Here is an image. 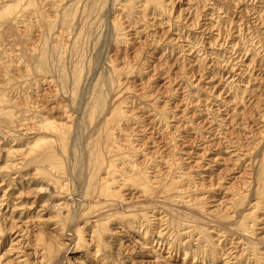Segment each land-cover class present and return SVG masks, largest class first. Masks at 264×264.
<instances>
[{"label":"rangeland","instance_id":"obj_1","mask_svg":"<svg viewBox=\"0 0 264 264\" xmlns=\"http://www.w3.org/2000/svg\"><path fill=\"white\" fill-rule=\"evenodd\" d=\"M154 2L134 0L131 10L121 3L104 13L86 45L75 94V36L59 25L64 2L35 0L58 22L48 44L62 45V87L56 74L36 67L46 37L34 2L0 0V18L13 10L0 19V264H49L48 246L69 245L52 208L65 196L37 175L39 162L30 157L46 124L95 134L101 120L90 124L86 117L95 84L108 95L107 110L120 105L124 114L114 138L126 151L122 170L137 178L120 189L135 216L113 220L106 244L85 228V242L68 262L264 264V192H257L264 167V0ZM112 81L120 94L111 93ZM167 199L172 207L161 203ZM186 204L203 228L181 221L192 214Z\"/></svg>","mask_w":264,"mask_h":264},{"label":"bare ground","instance_id":"obj_2","mask_svg":"<svg viewBox=\"0 0 264 264\" xmlns=\"http://www.w3.org/2000/svg\"><path fill=\"white\" fill-rule=\"evenodd\" d=\"M32 1L35 4L39 21L45 25L44 34L46 37L40 51L41 57L36 66L37 70L43 74L50 72L56 74L59 80L58 84L63 87L68 82V76H66L65 72L67 68L65 69L64 66L62 45L60 41L56 45L48 44L51 38V32L58 25V22L48 20L38 4L35 3V0ZM59 1L60 3L61 1L64 2L61 3L63 9L61 11L59 25L61 29L70 31L75 36V42H73L74 45L71 50L73 56L71 81L73 92L78 94L83 74L81 64H83L85 59L86 45L89 44L88 42L92 34L102 28L104 13L106 11L113 12L115 7L121 5V3L125 4L128 10H131L134 0ZM154 1L156 2V0H147L148 3ZM158 2L157 5L159 6L160 4ZM20 6L18 4L16 7ZM11 11L13 10L5 11L1 15V18L4 19L8 15H11ZM114 28L116 31H119L121 25L118 22H114ZM113 84L114 81L110 84L111 93L113 94L117 90L116 93L120 94L122 92L121 88H115ZM100 87L98 84H95L92 88V93L90 91L91 94L88 102L86 101V117L90 124H93L95 120H101L96 125L98 129L95 134L85 137L84 134L86 132L84 133L76 127L77 130L74 131V126L62 127L55 123L46 124L42 128L44 131L40 128L41 131L38 133L40 138H37L38 140L35 142L36 144L33 149V153L35 151V154L30 157L33 161L36 162L37 160L40 163H36L37 175L42 176L46 180L49 188L53 189L52 191L54 193L65 196L64 199H59V201L55 202L52 208L56 211L63 224V231L66 230L68 232L67 238L69 245L56 246L53 244L48 246L45 259L49 264H71L68 262V253H78L76 252V249H78L77 245L85 242L83 239L85 228H93L96 239L100 240L99 242L103 244L104 237L109 232V224L113 220L123 219L124 221H128V217L131 215L135 216V212L133 214L129 212L128 209L131 205L126 204L127 202L124 200L120 189L124 187L123 183L127 182V178L132 181L137 178L129 177V172L122 170L124 164H120V161L127 159V155L123 148L116 146V140L114 138V130L120 126L124 119V114L119 107L120 105H114L111 109L107 110V103L109 102L108 95ZM107 111L109 113L105 114ZM120 178L122 182L119 180ZM259 181L260 187H258L257 192L260 196L264 192V167ZM114 184H118V191L115 190ZM144 185L147 187L146 184ZM150 191V194H148L151 197L149 199L150 203L156 206L159 201L154 196L155 192L153 189ZM54 200L56 199H50V201ZM167 202L168 199L161 203L172 207ZM148 206L143 205L141 211L145 210ZM185 208L187 211L190 210L192 214H188L181 221L192 223L195 226L199 224L198 227L203 228L204 223L201 224L198 221L199 218L197 219L193 208L189 204H186ZM171 216L174 218L176 224L177 220L173 215ZM81 225L83 226L81 227ZM99 252L97 251V254ZM101 262L104 261L100 260L99 263Z\"/></svg>","mask_w":264,"mask_h":264}]
</instances>
